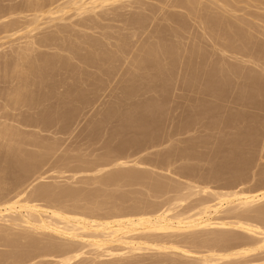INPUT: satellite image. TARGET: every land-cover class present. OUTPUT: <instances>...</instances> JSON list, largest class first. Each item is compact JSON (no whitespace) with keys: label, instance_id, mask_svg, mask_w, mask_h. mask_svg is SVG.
<instances>
[{"label":"bare ground","instance_id":"1","mask_svg":"<svg viewBox=\"0 0 264 264\" xmlns=\"http://www.w3.org/2000/svg\"><path fill=\"white\" fill-rule=\"evenodd\" d=\"M16 1L9 4L10 11L6 9L7 3L6 8L4 7V10L9 11L12 17L7 14L9 18H6L4 10L1 11L3 15L0 13L3 16V20L2 16L0 17V52L4 47L0 53V96L4 94L7 97L12 93L11 97L14 95L16 97L13 100L8 96L11 101H7L6 98L7 102L5 99V103L0 102L2 103L0 116H3L0 120L4 118L0 123V137L10 136L14 121L24 126L43 127L57 121L71 119L80 110L77 109V104L80 108L81 105L86 104L89 97L83 84L74 82L85 81V76L87 80L89 76L94 79L92 75L94 72L98 74L97 71L101 72L100 76L102 74L108 78V76L120 74V71L131 75L139 70L137 72L140 74L137 75L140 76H138L140 82L136 84L141 83L148 89L155 82L157 84L155 83L154 86L158 85L163 89L172 77L182 75L178 78H183L185 87L192 91L194 88L198 90L201 88L209 95L224 97L225 101L228 96L233 99V92L232 96L231 94H227L226 98L224 96L230 87L229 91L237 86L240 87L238 83L235 86L237 81L235 79L234 82L233 79L237 78L239 82V78L244 77L248 88L240 89L244 91L237 93L244 94V97L261 95L263 99L258 96L257 100L264 101V77H262L264 75L262 74L264 72V14H256L262 10L264 13V7L260 6V8L257 3L258 7L255 6L257 12L253 8V13L251 9L248 12L245 11V5L241 4H249L246 2L248 0ZM252 1L263 3L264 0ZM131 9L134 10L131 11ZM23 11L25 13L21 15ZM189 19H197L196 27L199 30L195 28L201 33L194 29V36L191 32L189 34L188 31L192 29L193 32L194 28L190 25L191 23L189 24ZM106 20H115L119 24L110 27L102 22ZM74 25L79 26L80 29L76 30L77 27L74 29ZM107 29L111 30L107 32ZM95 30L104 39L100 36L95 37L96 34L94 37L89 35L92 32L97 33ZM186 34H189L190 38ZM89 45L92 50H89L90 48L89 51L83 50ZM206 47H210L212 51L201 52V49H207ZM45 48L50 50V52L46 51L49 53L46 56L43 55L44 52L39 53ZM36 51H39L40 57L42 55L44 57H38ZM214 53L218 55V59L213 58L216 57ZM9 56L16 58L12 62L10 60L12 57ZM8 57L10 63L7 62ZM225 57L231 58L230 61L233 58L236 62L229 61V63ZM69 59H75L74 62L78 63L74 65ZM39 60L45 62L46 68L38 65ZM35 63L39 66L38 69ZM247 63L256 65L261 71L257 69L255 70L258 72L255 71V66L253 71L246 65ZM86 67H91L94 71L88 70V73L82 76L84 79H79L81 78L79 76L84 73L82 70L89 69ZM39 68L44 71L42 72ZM61 73L66 76L62 78L64 81L61 79ZM59 75L61 76L58 77ZM6 78L10 79L6 80ZM67 78H73L70 80L73 84H66ZM129 78L132 80V77ZM95 83L93 90L99 91ZM65 84L68 85L66 88ZM138 86L126 84L125 87H128V91L133 88L130 91L131 94L132 92L135 94ZM101 88L103 90V87ZM206 92L203 93L206 94ZM237 93H234V100ZM259 97L261 99H258ZM2 98L1 96L0 99ZM52 98H56L53 99L55 102L65 101L63 99L66 98L68 101L66 100L64 105L62 103L58 105L60 103L58 101V106L55 104L56 106L53 107L52 103L50 108L47 106L46 109L42 107L40 110H31L32 113L29 115L25 112L23 115L20 109L21 115L18 114L20 107H17V104H21L20 106L26 104L36 109L38 105ZM236 99L239 103L238 100L245 98ZM53 100L50 101L54 102ZM223 100L221 101L224 102ZM251 101L246 103L249 104ZM149 102L148 100V102L143 101L134 105L131 103L128 107L121 104L125 107L123 109L121 106L122 110L118 109L119 107L116 109L112 104L106 114L119 119L127 117L128 125L133 124L138 129H144L149 135L147 130L151 131L154 118L161 112V106L158 103L155 105V102L153 104ZM256 102L253 101V103ZM263 103L259 104L260 109ZM209 104L201 105L203 111L211 110L212 106L218 105L216 103L209 106ZM14 106L16 111L12 110ZM23 106L21 108L24 109ZM135 107L141 109L137 112L138 114L135 112ZM196 110L199 111V109ZM196 110L194 111L197 114ZM13 111L15 114L18 112L17 115H13ZM212 111L215 110L212 109ZM234 114L237 119V114L233 113L229 114L230 120ZM5 118H8V121ZM227 119H224V123ZM220 121L223 122L221 119ZM229 121L227 123H230ZM250 123L253 125L252 122ZM224 125L228 127L227 124ZM16 129L14 128L13 131L19 135L20 130ZM16 135L15 137L18 136ZM230 136H225L227 139L229 137L228 140L221 137L217 141L219 146L226 141L230 142L229 156L232 158L231 161L235 159L239 165L237 169L231 171V174H228L229 178H232L228 179L232 180L230 183L232 187L234 186L232 189L211 188L209 185H199L190 179L185 182L175 181L173 175L170 176V171H168L169 176H155L153 170L137 171L130 167H144L141 161L128 160L121 155L113 154L97 165L94 163V166L82 167L84 163L82 162V165L78 163L81 165L77 167L78 170L91 173L80 178L84 182L98 184L100 187L83 189L58 183H46L42 182L46 176L38 173L37 169L29 171L28 169L33 167L28 168V166L33 164L34 167L42 168V160L45 161L51 154L53 144L43 145L34 134L31 141L30 138L27 141L32 145L41 143L44 148L30 153L31 155L28 153L27 156L23 154L24 150L21 151L22 143H26L25 137L21 135V138L15 140L13 136V141L6 142L8 148L15 146L11 154L0 151V247L5 248L3 251L0 250V264H264V189L252 191L240 185L246 179L240 171V167L247 162L242 155L245 145L242 144L244 147L241 148V141L245 139L242 140L239 137L241 139L239 141L238 136L236 138L233 136L231 140L239 141L235 142L230 141ZM128 141L135 143L136 138ZM6 143H1L0 149L3 146L4 150L8 151L5 149ZM250 145L248 147H252ZM192 149L186 151L187 156L191 154ZM235 160H233L234 163H236ZM60 161L63 164L64 159ZM72 170L73 172L67 175V180L77 176V169ZM60 171L54 170L49 173L60 174L65 170ZM229 181L226 183L229 184ZM108 185L113 186L111 188ZM121 185L128 187L140 185V190L119 191Z\"/></svg>","mask_w":264,"mask_h":264},{"label":"rangeland","instance_id":"2","mask_svg":"<svg viewBox=\"0 0 264 264\" xmlns=\"http://www.w3.org/2000/svg\"><path fill=\"white\" fill-rule=\"evenodd\" d=\"M12 1L0 0V3H1L0 8H2V9H0L1 14L3 13L1 11L4 10V7L6 8V5H5L6 3L8 5L6 9L10 11V8L8 9V7H10L9 4L17 2L16 0H15L16 2H14V0H12ZM43 1H45V0H43ZM39 2H40V0H39ZM246 2H248L249 4H247V3H244V4L241 3V4L245 5V11L247 10V12L251 9V11L254 13L253 8H254V10L256 9V12H257L256 7H258V6L264 7V1H263V3H260L257 1L255 2L252 0L251 1L248 0ZM251 2L252 3L254 2V3L252 4ZM256 3L258 6L256 5ZM54 4H56V3H54ZM259 4H261V5H259ZM238 5H240V3ZM252 5H254V7ZM247 8H249V9H247ZM6 9L4 10L5 17L7 14H9V11H7ZM133 10L131 9V11H133ZM24 13L25 12L23 11V13L22 14L20 13V14L23 15ZM28 13H30V12H28ZM258 13L264 14L263 10L258 11L256 14H258ZM17 14H19V13L17 12ZM2 15H0V17ZM9 15H7L6 18H9L8 17ZM127 15H129V14H127ZM13 16H15V15H13ZM5 17H4V19H5ZM244 17L248 18L247 16H244ZM2 20H3V16H2ZM195 20L197 21V19H194V20L189 19L188 20L189 24L191 23L190 25L192 26V28L194 27L193 32H192V29H190L188 31L189 34L192 33L193 36H194V29H195V31H197V29H198V27H196L197 25H196ZM0 21H1V19H0ZM102 22L106 23L110 27L119 24L115 20H109V21L106 20V21H102ZM66 23H65V25H66ZM76 27H77V25H74L73 28L75 29ZM78 27L76 30L80 29ZM97 30H95V31L97 32ZM107 30L106 31L109 32V30H111V29H107ZM188 32H185V33H188ZM197 32H200V31H197ZM92 33H94V34H92ZM92 33L89 35L90 36L93 35V37H94V35L96 34L97 36L95 35V37H97V38H99V36L103 37L99 34V32H97V33L92 32ZM146 33H148V31ZM197 34H199V33H197ZM188 35L186 34L187 37H188ZM195 35H196V33H195ZM188 38H190V35ZM101 39H98V40L101 41ZM103 39H104V37H103ZM102 41L105 42L104 40H102ZM4 46H7V45H4ZM211 47H213V46H211ZM2 48H4V47H2ZM2 48H1L0 53H2ZM206 48L207 49H204V50L201 49V52H205V53L207 52L208 53V51H210V50L212 51V49L210 47H206ZM208 48H210V49H208ZM85 49L87 51L92 50L90 45H89V47L86 46L85 48H83V50H85ZM73 50H75V49H73ZM76 50L81 51L82 49L81 50L76 49ZM46 51L50 52L49 49L46 50V48H45V49H41L40 52L36 51V54L38 57H40L39 53L44 52V54L43 53L42 54L46 56L47 54H49ZM3 53H4V51H3ZM186 55H189V54L186 53ZM215 55H216V57H213V56L212 57L215 59H218L219 58L218 55L216 53H214V56ZM42 56L40 58L44 57V56L43 57ZM9 57H12V56H9ZM9 57L7 59V62L10 63ZM15 58L12 57V58H10V60L12 61ZM226 58L227 57H225V60L228 62L231 59V58H229V59L228 58L226 59ZM215 59H213V60L217 61ZM69 60L74 65H76L78 63L77 61L74 62L75 59H69ZM234 60L235 59L232 58V61H230V62L235 63L236 60L235 61ZM38 62L39 63L41 62L40 64L38 63L39 66L41 65L42 67L46 68L45 62L40 61V60ZM35 64L37 65V63H35ZM38 65L36 66L37 69L39 67ZM246 65L249 66L252 70H253V66H255L254 70L257 69L259 72L261 71L256 65H251V64L249 65L248 63ZM181 67H183V66H181ZM86 68H89V69H87V70L83 69L82 72L84 71V73H83V75L81 74V76H79V77H81L79 79H82V78L84 79V77H82V76H84V74H87L88 70L90 71V69H91V67H86ZM40 69L42 72L44 71V69L39 68V70ZM257 70H255V71H257ZM93 71H94V69L90 72H93ZM137 71H139V70H136L135 71L136 73H133L131 75L126 74L125 71H122V73L120 71V74L117 73L113 77L108 76V78L101 74V76H103L102 79L100 76L101 72L99 73V71H97L98 74L94 72V74L92 75V77L94 76V79H96V80L99 79L97 82H96V80L92 79L91 76H89L88 80H87V76H85L86 77L85 81L81 80V82H79L78 80H76V82H74V83L78 82V83H81V85L83 84L82 86L87 89V91H88L87 95H89V97L87 98L86 104L84 103L83 105L80 106V108H78V104H77V109L78 110L80 109V110L77 111L75 113V115H73V117H71V119L68 118V121L67 120H61V121H57L56 123H53V124H47V126L44 125L43 127L42 126L40 127V125L39 126H33V125L24 126L22 124H18L17 121H14L15 124H13L14 126L12 127L11 119L8 116V118L10 119L9 121L11 123V127H12L11 129L14 130V128L15 129L18 128L20 130V132H19L20 136L18 134L17 135L20 138H21V135L25 137L24 140L26 141V143L25 144L22 143L23 145L21 144L22 145L21 151L24 150V151H22L23 154H27V156H28L30 153H35V152L43 150V148H44L43 145H49L51 143L53 144L52 150L50 152L51 154L47 156V158L49 160L46 158V160H48V161L42 160L43 165H42V163L39 164L40 166L42 165V168L36 167V166L34 167L33 164L32 165L29 164L28 168L30 166L33 168H31V169L29 168L28 170L32 171V169H35V170L37 169L36 171L38 173H42L43 176H46V178L42 182L58 183V184H62V185H68V186H71L74 188L92 189V188L100 187V185L94 184V183L89 184L87 182H84L83 179L80 177L88 175L90 173V171L89 172L87 171L88 172L87 173L86 170H83V171L81 170L82 171L81 172L80 170H78L79 168H77V167H79V166L81 167V165L83 163L84 164L82 167L94 166V163H95V165H97V163L108 159L109 157H111V154H113V155H121L124 159L139 160V162L141 161L142 165L144 167H142V166H141L142 168H140V166L138 168L137 167H130V168H133L134 170H137V171L153 170L155 176H157V175L158 176L159 175L169 176L170 173L168 171H170L171 172L170 176L173 175V179L175 181L185 182V181H188L190 179L192 182H195V183L197 182L199 185H209L211 188L213 187V188H218V189H221V188L222 189H232V188H234V186L232 187L230 185V183H232V180L229 181L231 177L229 178L228 174H231V171L233 169H237L239 167V165L235 159H233V160H235L236 163H234L233 160L231 161L232 158H230V156H229L231 153L230 142L226 141L221 146H219L220 144L218 142L221 137L226 138L228 135L229 136L232 135V136H230V141H235V139L234 140H231V139H233L234 137L236 138V136H238L237 138H239V137L242 138V140L245 139V141L244 140L241 141L240 138L238 139L239 141H241V145L242 144L245 145V147L242 145L241 148L243 149V147H244V149L242 150L244 153L242 155L245 156L244 157V158H246L245 161H247V162H245L244 166L240 167V169H241L240 171L243 172L242 174L245 175V177H246L245 181L243 180L244 182L240 185L241 186L243 185L242 187L244 189L248 188L252 191H256V190L259 191V189L260 190L264 189V186H262L264 184V107H263L264 103H263V106L261 104V109L259 106V104L264 102V101L259 100V102H258L257 97L258 96L262 97L261 95L257 96V94L256 95L254 94L252 96L246 95L244 97V94L242 95L240 93H237V92L244 91V90L241 91L240 89L247 90V88H248V83L244 77L239 78V82H238L237 78L233 79L234 82H235V79L237 81L235 83L236 85L235 84L234 85L237 86V83H238V85H240V87L237 86L238 87L237 88L233 85L232 87L233 88L235 87V88L231 89L229 91V89L231 88L230 87L231 85H230L229 86L230 88L228 87L229 89L226 91V94L224 96L226 98L227 94L230 95L233 92V97H232L233 99H231V97H229L227 95L229 98L227 97L226 101H225V100H223L224 97L221 98V97L216 96L215 94L209 95L208 92L201 89L200 86H199V88L201 90L200 89L198 90V88H196L197 89L196 90L194 88L193 91H192V89L190 90L188 87H185L183 78H181V77L178 78L179 76H182V75L175 76V78L177 77L176 79L172 77L167 82V84L165 85V87L168 85L166 88L164 87L165 89L160 88V86L158 87V85L154 86L156 82L151 87L152 89L150 87H149L150 89H148V87H143V85L141 83L136 84L139 81V77H140L139 75H137L138 73L140 74V72H137ZM66 73H68V72H66ZM63 74L64 73H61L62 76H63ZM262 74H264V72ZM61 75H59L58 77H60ZM67 75H69V74H67ZM62 76H61V79L66 78L65 75H64L65 77L64 76L62 77ZM95 76H97V77H95ZM135 76L136 77L139 76V77L136 78ZM0 77H1V75H0ZM129 77H132V80ZM262 77H264V75H262ZM121 78H122V81H121ZM135 78H136V80H135ZM8 79H10V78H8ZM8 79L6 78V80H8ZM71 79L73 80V78H71ZM71 79L67 78L68 81L66 82V84L70 83ZM33 80H36V79L33 78ZM116 80H117V82H116ZM128 80H130V81H128ZM87 81H88V83L86 84ZM114 81H115V83H114ZM71 82H73V81H71ZM127 82H129V83H127ZM241 82L242 83L244 82V83L241 84ZM94 83L96 84L95 86L97 87V90H99V91L95 90L96 91L95 92L93 90ZM99 83H100V85H99ZM119 83H120V86H119ZM66 84H65V88L68 86V85L66 86ZM71 84H73V83H70L69 85H71ZM126 84L127 85H134L135 84L136 86H138L139 84L140 85L138 86V88L136 87L137 89L135 88L137 90V91L134 90V91H136L135 94H133V92L131 94V91L133 90V88H132V90L130 89L131 91L130 90L128 91L127 90L128 87H125ZM231 84H232V82H231ZM244 85H245V87H244ZM101 87H103V90ZM118 87H120V89ZM89 88H91V89H89ZM186 88H188V89H186ZM236 88H237V91H236ZM125 90H127L126 93H125ZM195 90L197 91V93ZM202 90H203V92H206L207 95L205 93L201 92ZM90 91H92V92H90ZM228 91H229V93H228ZM234 93H237V94H235V97L237 95L236 98H238V99H240V97H241V99L245 98L244 99L245 101L244 100H238L239 103H237V99L235 98V100H234ZM10 94L13 96L12 93H10ZM10 94H8L9 98H13V100H15V98H16L15 95H14V97H11ZM128 94L130 95V97H128L129 96ZM238 94H239V96H238ZM123 95H126V96H123ZM1 96L3 98L0 99V102L5 103L6 98H7V101H11V99L10 100L8 99V96L5 97L6 95L4 96V94ZM230 96H232V94ZM253 96L256 98H254ZM125 97L126 98L128 97V98L126 99ZM260 97L258 99H261ZM216 98H219V99L216 100ZM249 98H250V100H249ZM4 99H5V101H4ZM53 99L55 100L56 98L49 99L48 101L50 104L48 103V101H45L46 103L45 102L41 103L40 105H38V107L36 109H34L35 107L30 108L26 104H23V105H25V107L22 105L24 107V109H23V108H21L22 106H20L21 104L20 105L17 104L16 106L20 107L19 109L18 108L17 109L22 110V112L20 110L19 113L18 112L17 113L20 114V112H21L23 115H25L23 113V112H25V113H27V115H29L32 113L31 110H33V111H35L37 109L40 110V109H42V107H44L46 109L47 106H48V108H50V105H52V103H53L52 106L54 107L57 105L58 101L60 102L58 105H61V103L62 104L65 103L66 100L68 101L67 98L63 99L65 101L57 100V102H55ZM129 99H131L132 101L130 102ZM262 99H263V97H262ZM50 100L51 101L53 100L54 102H51ZM148 100L150 101L149 103H151V104H153L155 102V105H156V103H158V105L161 106L160 114L156 115V116H158V117H156L157 120H156V118H154L155 121L153 120V122H152L153 123L152 128L154 127L153 130L151 127H150L151 131H149L150 129L147 130L150 133L149 135H147V132L144 131V129H141V128L138 129V127L137 126L135 127V125L133 126V124L132 125L129 124L130 125L129 126L128 125L129 121L127 120V117H124L126 120L124 118L119 119V117H116L117 118L116 119L115 117H111V116H108L106 114L107 110L110 107H112L111 106L112 104L116 109H117V107H119L118 109L122 110L121 104L127 105L125 107H128V106H131V103H132V105H134V104H139L143 101L148 102ZM221 100H223L224 102H222ZM113 101H115V102H113ZM126 101H127V103H126ZM128 101H129V105H128ZM230 101H234L236 104H234V102H230ZM242 101L245 105L244 104L242 105ZM249 101H251L252 104L251 103L247 104ZM253 101H255V102L257 101V102L253 103ZM203 103L206 105H208V103L213 104V105L217 103L218 105H217V107H216V105H214L215 107L212 106V109L215 110L214 112L213 111L211 112L212 109L203 111V107H202L204 105ZM0 104H2V103H0ZM210 104H209V106H210ZM124 105L122 106L123 109L125 108ZM206 105H204V106H206ZM251 105H253V106H251ZM16 106H14V109H12V108L11 109L15 110ZM82 106L85 109L81 108ZM198 106H199V108H198ZM193 107H194V109H193ZM200 107H202V109ZM195 108L199 109V111L201 110V114H199V111L196 110ZM134 109H136V111H135L136 114H138L137 112L141 111L140 107H135ZM257 109H259V110H257ZM194 110L197 111V114ZM11 113H12V111H11ZM17 113L15 114V112H14L13 115H17ZM233 113L237 114V119L235 118L236 115L234 114V115H232V118L230 120L229 116ZM244 114H245V117H244ZM247 114H249V115H247ZM219 115H220V117H219ZM233 116H234V119H233ZM1 117H3V116H0V118ZM215 117L219 118L218 119L219 122H217L218 120ZM222 117H223V119H222ZM227 117H229V119H227ZM8 118H5V119H7V121H8ZM225 118L227 120L224 123ZM2 119L4 120V118H2ZM2 119L0 120V123L3 121ZM121 119H123V120H121ZM220 119L223 120V122L220 121ZM232 119H233V121H232ZM243 119L245 121L244 122L245 127H244ZM248 119L250 122H252L253 125H251V123L248 121ZM253 119H255L258 124ZM234 120H235V122H234ZM125 121H127V122H125ZM228 121L230 123L231 122L232 123L231 124L227 123ZM247 121H248L249 125L247 124ZM3 123H6V122H3ZM209 123H211V125ZM222 123L227 124L228 127H226V125L223 126ZM215 124L217 126H215ZM17 125H18V127H16ZM19 125H22V126H19ZM126 125H128V126H126ZM218 126H219V128H218ZM222 126L226 127V128H223ZM120 127H122V128H120ZM11 129H9V130H11ZM112 129H115V130H112ZM220 129H221V132H220ZM13 130L11 131L10 136L6 137L8 139L0 137V146H1V143L4 144V143L8 142L7 140L13 141V138L16 135L15 131H13ZM241 131L242 132L244 131L246 134L244 132L242 133ZM8 132L10 133V131H8ZM21 132H22V134H21ZM240 132L245 136L243 137V135ZM29 133H30V135H29ZM239 133L241 134L242 137L240 136ZM34 134H36V137L39 138V140L42 142L43 145L40 143L41 146L39 144H38L39 146L36 144H35L36 145L35 146V145H32L31 143H29L27 141L29 138L31 141V137H33ZM222 134L223 135L226 134L225 135L226 137L223 136ZM18 136L15 137L14 139L15 140L19 139ZM130 137L134 138V139L136 138V142L130 143L128 141L131 139ZM1 138H2V140H1ZM4 139H6L5 142H4ZM126 139H128V140H126ZM228 139H229V137H228ZM247 139H248V141H247ZM238 140H236L235 142H237ZM124 141H126L127 143H125ZM250 141H252V142H250ZM247 142H249L251 145ZM192 143H193V145H191ZM245 143L247 144V147H246ZM6 145H7V143H6ZM6 145H5V147H6L5 149H8V151L4 150V147L2 146L3 148L1 147V149H0V151L2 150L1 153L7 152V153L11 154V152H12L11 150H14L13 147L15 148V146H9V148H8V145L7 146ZM249 145L252 147H248ZM191 146L193 149L191 148ZM228 146H230L229 147L230 149L228 148ZM188 149H192L191 150L192 152H191V154H189L187 156L186 151H188ZM251 149H253V150H251ZM244 150H246V151H244ZM182 151H183V153L184 152L185 153L183 154ZM226 154H228V156ZM5 155H8V154L5 153ZM227 157H229V158H227ZM26 159H29V158L26 157ZM61 159H64L63 164L60 161ZM77 159H80V160H77ZM227 159H228V161H231V162H228ZM78 163L81 165H79ZM76 165H78V166H76ZM63 167H65V168H63ZM150 167H153V168H150ZM189 167H190V170H189ZM242 167H244V168H242ZM39 168H40V170H38ZM60 168H61V171L62 170H65V171H63L60 174L59 173H55V174L49 173L50 171L52 172L54 170H57L59 172ZM72 169H77L76 170V175H77L76 177H78V178L74 177V178H69L67 180L66 179L67 175L69 176L73 172ZM119 169L120 168H116L115 170H119ZM36 171H34V172H36ZM188 171H189V173H188ZM74 172H75V170H74ZM216 172H217V174H216ZM57 174L59 176H56ZM51 175H53V176H51ZM60 175H61V177H60ZM201 175H203V176H201ZM205 175H207V176H205ZM226 181H229V184H228V182L226 183ZM225 183L228 186H226ZM238 185H239V183H238ZM108 186L110 187L111 185H108ZM108 186H106V187L109 188ZM112 186H111V188H112ZM122 186L124 188L121 189ZM133 186L134 185H129V187L126 185H121L119 191L122 190V191H126V192L128 191L129 192V191L134 190L133 192H135V189L140 190V188H139L140 185H137L134 187ZM141 190H143L142 187H141ZM101 212H103V211H101ZM4 249L5 248L0 247V250L3 251Z\"/></svg>","mask_w":264,"mask_h":264}]
</instances>
